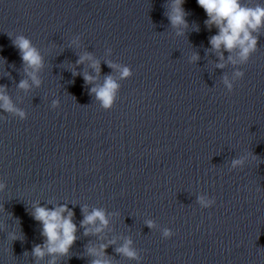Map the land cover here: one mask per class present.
<instances>
[{
	"label": "water",
	"instance_id": "obj_1",
	"mask_svg": "<svg viewBox=\"0 0 264 264\" xmlns=\"http://www.w3.org/2000/svg\"><path fill=\"white\" fill-rule=\"evenodd\" d=\"M0 264H264V0H0Z\"/></svg>",
	"mask_w": 264,
	"mask_h": 264
}]
</instances>
